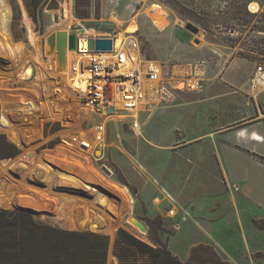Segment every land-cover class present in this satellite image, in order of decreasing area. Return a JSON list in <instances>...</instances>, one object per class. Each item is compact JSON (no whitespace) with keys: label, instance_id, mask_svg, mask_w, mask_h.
Here are the masks:
<instances>
[{"label":"rangeland","instance_id":"obj_1","mask_svg":"<svg viewBox=\"0 0 264 264\" xmlns=\"http://www.w3.org/2000/svg\"><path fill=\"white\" fill-rule=\"evenodd\" d=\"M6 1L11 8L9 44L23 52L0 51V211L25 210L54 227L108 236L107 264H120L114 256L120 229L150 244L151 235L158 236L182 258L194 241L213 247L219 242L231 258L235 252H245L237 211L232 208L233 191L223 180L216 151L222 138L217 124L231 120L236 109L242 116L248 107L260 105L258 115H264V88L254 86L257 91L250 93L240 87L243 81L254 85V62L242 55L228 56L234 49L219 47L209 26L247 23L252 18L245 14V4L263 5L264 0H92V14L86 19L76 16L75 0H46L37 22L23 0ZM13 2L20 10L16 20ZM190 23L199 34L187 30ZM131 24H137L138 31L126 34L127 40L135 42L143 65L158 64L165 80L174 81L179 69L192 68L191 73L201 77L206 62L205 82L203 77L200 83L191 80L198 86L176 92L170 104L156 108L148 96L140 111L124 113L112 102L119 99L120 76L110 74L116 66L105 68L101 77L95 75L105 80L94 81L82 98L56 71L54 58L46 56V40L57 31L79 39L115 40ZM91 96L105 100L102 109L89 103ZM110 106L114 113L104 111ZM100 126L105 127L101 142L95 139ZM88 139L92 148L85 150L81 141ZM95 190L116 206V213L96 200ZM202 199L203 220L198 212L191 218L192 206ZM173 210L175 216L169 213ZM263 212L257 207L241 211L244 219ZM131 219L145 224L147 233ZM195 219L203 221V231ZM257 222L264 227V219ZM179 225L182 229L177 232ZM248 237L256 246L255 264H264V231L254 240Z\"/></svg>","mask_w":264,"mask_h":264},{"label":"trees","instance_id":"obj_2","mask_svg":"<svg viewBox=\"0 0 264 264\" xmlns=\"http://www.w3.org/2000/svg\"><path fill=\"white\" fill-rule=\"evenodd\" d=\"M37 22L46 0H23ZM92 0H75L76 16L86 19ZM244 8V6H240ZM13 9L20 16L18 6ZM259 229L264 227L256 223ZM151 235L147 243L125 229L117 233L114 256L120 264H229L213 246L192 248L187 262L170 250L168 243ZM110 238L89 231H70L40 222L25 210L0 211V264H107Z\"/></svg>","mask_w":264,"mask_h":264},{"label":"crops","instance_id":"obj_3","mask_svg":"<svg viewBox=\"0 0 264 264\" xmlns=\"http://www.w3.org/2000/svg\"><path fill=\"white\" fill-rule=\"evenodd\" d=\"M200 70V76L203 77V65ZM191 71L192 68L179 69L178 72L176 71L179 76L175 77L173 82L175 84H188L191 80L201 79V77L197 78L196 74L193 75ZM244 82L245 81H243L241 83L242 86H240L242 89L246 88L250 93L252 91H257L254 89L256 85L252 86L250 81H246L250 82L251 85L247 86V83ZM219 86L220 85L217 83V87ZM186 91L188 90L181 92ZM181 92L178 91L179 94ZM148 96V99H152V102L157 103L155 107L158 108L160 104L159 96L157 95L154 98H152L151 95ZM258 113L262 114L260 105L258 108L254 106L249 109L248 107L247 114L242 116H239L240 112L236 109L231 113V120L226 122L225 120H221V123L217 124V127L222 129V138L216 146L217 155L222 168V177L226 185L233 191L232 208L237 211L236 219L239 222L240 234L247 245V250L245 252H235L234 254L236 257L231 258L232 254L227 253L230 256L226 255V251H223L224 247L219 245V242L216 243L217 248L214 247L229 264H255L253 255L255 254L254 249L256 246L252 247L250 245L248 234L251 235L254 240L255 234L263 231L259 229L256 223L264 219V212L262 216H253L250 214V217L247 219H244L241 213L244 209L247 210V212H252L256 207L264 211V115L259 116ZM192 209L193 211L190 217L195 218L192 213L198 212L199 218L203 220V199L195 202V207L192 206ZM200 219H195L193 221H195L201 231H203V221ZM181 229V225H179L177 232H180ZM199 244L203 243L194 241L185 258H182L180 252L172 245H170V248L180 260L186 262L190 256L191 249Z\"/></svg>","mask_w":264,"mask_h":264},{"label":"built area","instance_id":"obj_4","mask_svg":"<svg viewBox=\"0 0 264 264\" xmlns=\"http://www.w3.org/2000/svg\"><path fill=\"white\" fill-rule=\"evenodd\" d=\"M253 5H257V10L252 9ZM245 10V14L248 13L249 17L252 18V20L250 19L251 21L243 24L214 23L209 26V33L215 41L217 40L220 42L219 47L228 50L234 49L233 53L228 56L233 57L242 55L252 60L255 64L251 76L252 83L257 87H264V4H255L249 1L245 4ZM228 45H232V47L230 48ZM212 51L214 54H217L215 48H213ZM125 53L127 52L125 51ZM117 54L120 56L121 62L124 63L123 54ZM129 54L133 53L128 52L126 55L128 56ZM222 54L225 55V52ZM223 55L219 54V56ZM140 62L141 68L136 70L133 74L122 76L124 79L116 83V95L124 103V113H128L131 110L140 111L148 95H152V98L158 95L161 104L163 102H172L175 99L174 95L178 91L195 89L193 87L191 88V82L188 84L180 83L183 84V88H180L179 84H175L172 80H165L166 75L162 68H160V71H156L151 65L148 69H144L141 59ZM144 62L149 64L147 61ZM117 63L120 65L119 62ZM205 63L206 62H203V82H205L207 75V65ZM97 73H99V71H97ZM149 80L158 81V85L152 89L146 88L145 84H147ZM198 83H200V81ZM197 86L198 85H196V87ZM90 99L89 103L95 106V108L101 106L99 100H97L98 98L91 96ZM149 106L150 105H147V107ZM133 124L135 130L140 129L138 120L134 121ZM98 131L95 139L101 142L104 138L105 127H98ZM81 146L85 150L90 149L86 140L81 141ZM169 213L171 216L176 215L174 210Z\"/></svg>","mask_w":264,"mask_h":264},{"label":"bare ground","instance_id":"obj_5","mask_svg":"<svg viewBox=\"0 0 264 264\" xmlns=\"http://www.w3.org/2000/svg\"><path fill=\"white\" fill-rule=\"evenodd\" d=\"M252 9L257 10V5H253ZM10 24H11L10 5L8 4L6 0H0V40L2 39L3 41V44L0 43V51L4 50L7 54H11V55L17 52L18 54H20L22 51L21 47H17V46L13 47V45L9 44V41H10L9 39H11ZM136 25L131 24L130 26H128L125 33H120L117 35V37L114 40V51L113 53H110V54H107V53L94 54V52H89L88 51V41L86 39H79V52H82V53H77V52L72 53V51H69L67 54V72L61 74L62 76L64 75L66 77V83L68 85L72 84L71 85L72 91L75 94L84 98L85 97L84 92L86 91V89L89 92V87L94 85V81L97 82L99 80L98 82H103L105 80V79L101 80L100 78L97 79L94 76L95 75L99 76V74H102L100 75V77L103 76L104 70H106L105 68L110 67L111 65L116 66V69H114L115 73L113 72L110 74L114 76H120V78L124 75L133 74L136 70L141 68V62L139 59L138 50L136 48L135 42L131 40L129 43V38L127 40V36H126V34H135L138 31V28ZM125 51L127 53L131 52L133 54H129L127 56L126 55L127 53H125ZM117 53L123 54L124 63L121 62L120 56ZM117 62H119L120 65H118ZM151 65L154 67L156 71L158 70L160 71V67L156 63H149L147 65H142V67L144 69H148ZM97 71H99V73H97ZM120 78L118 79V82L122 81ZM6 85L7 84H5L4 86ZM113 85H115V83H113ZM157 85H158V81H152V80L147 81V84H145L146 88H150V89H152L153 87ZM179 87L183 88V85L179 84ZM192 87L196 88L194 81L191 83V88ZM263 88H264L263 86L260 88L258 87V89L260 90H262ZM7 89L8 87H6V90ZM99 102L100 104H102L103 102H105V100L100 99ZM112 102L116 106L117 109H121L122 111L124 110L125 106L121 99H115ZM99 107H101L99 109H102L103 106H99ZM90 142L91 141L89 139L86 140V143L89 145L90 148H92V142L91 143ZM93 193L97 201L106 202L104 199H102V196L99 194V191L95 190ZM105 199L110 200V198H106V197ZM106 203L107 205H105L104 203V206L111 209L112 212L114 211L116 213V209H117L116 206L110 202L109 204L108 202ZM131 224H133L132 219H131Z\"/></svg>","mask_w":264,"mask_h":264},{"label":"water","instance_id":"obj_6","mask_svg":"<svg viewBox=\"0 0 264 264\" xmlns=\"http://www.w3.org/2000/svg\"><path fill=\"white\" fill-rule=\"evenodd\" d=\"M187 30L197 35L200 30L193 24L187 25ZM88 41V51L97 53H110L114 51V40L112 38H90ZM79 49V38L75 34H70L68 31H57L46 40V56L53 57L56 62V71L59 73L67 72V54L69 51L76 52ZM48 62V61H46ZM121 80L124 78L121 77ZM107 108V107H106ZM104 111L109 113L115 112V107H108ZM138 194V191H135ZM141 232L147 233V227L139 220H132Z\"/></svg>","mask_w":264,"mask_h":264}]
</instances>
